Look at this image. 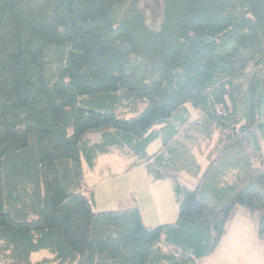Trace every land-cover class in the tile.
Returning <instances> with one entry per match:
<instances>
[{
    "label": "trees",
    "instance_id": "obj_1",
    "mask_svg": "<svg viewBox=\"0 0 264 264\" xmlns=\"http://www.w3.org/2000/svg\"><path fill=\"white\" fill-rule=\"evenodd\" d=\"M161 6L0 0V264H197L237 213L264 241V0ZM112 152L172 181L175 222L93 209L82 158Z\"/></svg>",
    "mask_w": 264,
    "mask_h": 264
},
{
    "label": "rangeland",
    "instance_id": "obj_2",
    "mask_svg": "<svg viewBox=\"0 0 264 264\" xmlns=\"http://www.w3.org/2000/svg\"><path fill=\"white\" fill-rule=\"evenodd\" d=\"M140 3L151 25L148 26L157 29L156 24L162 14L161 0H140ZM98 138V135L94 136L95 140ZM161 142V139L152 142L148 146V153L156 152ZM82 160L84 180L90 190L86 194L94 197L95 211L117 210L126 205H137L146 227L176 221L179 204L171 180H152L144 166L129 169L130 161L119 156L117 152L99 155L93 169L88 167L84 157ZM205 165L204 161L203 167ZM183 182L193 188L197 178L186 177ZM54 184L55 179L52 177L49 187L53 188ZM54 189L57 191L58 187ZM49 196L51 197L50 193ZM48 215L49 212H45L43 220ZM7 222L5 217H0V223ZM58 222L66 223L65 216H60ZM27 223L33 224L31 221ZM34 227L30 225L29 228ZM48 255L46 251H42L34 254L33 259ZM197 264H264V241L258 239L255 224L237 213L228 224L215 252L198 260Z\"/></svg>",
    "mask_w": 264,
    "mask_h": 264
}]
</instances>
